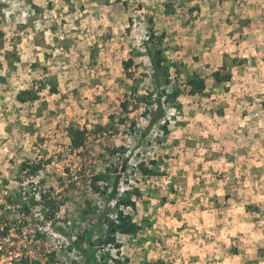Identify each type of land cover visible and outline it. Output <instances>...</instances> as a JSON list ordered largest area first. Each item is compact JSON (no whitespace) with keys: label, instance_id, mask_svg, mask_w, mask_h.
Listing matches in <instances>:
<instances>
[{"label":"rangeland","instance_id":"374dc122","mask_svg":"<svg viewBox=\"0 0 264 264\" xmlns=\"http://www.w3.org/2000/svg\"><path fill=\"white\" fill-rule=\"evenodd\" d=\"M0 4V232L9 227L0 264H84L70 241L103 210L142 229L118 234L119 250L99 249L101 263L114 264L101 258L109 254L123 264H233V241L264 262V0ZM151 29L166 34L177 64L168 89L183 94L179 109L166 105L169 134L157 124L129 157L154 109L139 101L153 91L143 45ZM130 57L135 83L123 64ZM218 70L231 81L217 83ZM193 73L205 78L203 93L189 94ZM22 91L37 99L20 103ZM111 117L118 133L100 131ZM70 127L90 132L78 150ZM39 161L43 170L29 175L26 163ZM106 172L122 173L118 197L134 207L106 205L107 184H91ZM42 191L59 204L54 219Z\"/></svg>","mask_w":264,"mask_h":264},{"label":"trees","instance_id":"16d2710c","mask_svg":"<svg viewBox=\"0 0 264 264\" xmlns=\"http://www.w3.org/2000/svg\"><path fill=\"white\" fill-rule=\"evenodd\" d=\"M166 34L162 33L161 35H158L153 29L150 30V36L146 41H144V49L146 56L148 57L150 64L152 66V74H151V80H152V86L153 91L147 93V95H142L139 97L140 102H145L146 106L148 108L154 107L153 110L147 109L146 116L149 117V121L147 126L143 129L141 132L139 141L137 145L130 151L129 157L134 153V150L138 148V146L141 144L142 140L149 136L153 128L163 122L162 129L164 134H169V120H168V114H167V107L166 105H171L177 109H179V105H177V99L183 94V89L176 87L173 90L169 91V87L172 84V75H171V69L175 67L177 64L170 61V59L165 54V51L163 49V42L165 40ZM157 41L154 45V47L150 46V43ZM124 68L128 72L127 74L130 76V78L135 83L136 78L134 75L129 73V70L135 65V59L133 57H130L126 61H124ZM224 67V66H223ZM177 68V67H176ZM213 78L217 83L222 82H229L232 79L231 75H223L222 70H218L215 73H213ZM187 86L189 89V94L196 95L199 93H203L206 90V80L205 78L200 74H190L187 78ZM53 93H57V89H52ZM132 94L134 96L135 102L136 99H138L137 96V89L136 87H132L131 89ZM29 96V97H26ZM37 94H34L33 91H22L18 95V101L20 103H27L30 101H35L37 99ZM112 123L110 125H107L106 127H102L100 131H108L109 129L111 132L118 133V126L113 117H111ZM125 119H120L118 122L119 125H123L125 122ZM136 123H132L131 127H135ZM133 127V128H134ZM71 147L74 150H78L82 148L87 141L89 140L90 132L83 128H74L70 127L67 129ZM118 149H115V152ZM114 154V153H112ZM128 161L125 160V162ZM44 164L39 161L38 163H31L28 162L25 165V168L28 170L27 173L29 175H35L41 170H43ZM141 171L144 174H152V172L149 171V169L145 168L144 164H140ZM122 173H116L111 175L109 172L106 173H100L98 175H95L91 181V184L93 188L99 189L97 187L98 182H104L106 185V188L104 189V194H107L106 199V205H108L110 202L115 201L116 206H135L131 200L128 199H120L118 197L119 194V185L122 180ZM109 181H111L109 185ZM110 189V190H109ZM109 190V192H108ZM108 192V193H107ZM21 198V197H20ZM12 197H10L8 200L11 202ZM41 201L44 202L45 206L49 209L47 211V217L51 220L54 219L58 213L59 210V204L56 203V201L51 197L50 193L41 192L40 198ZM18 201V200H17ZM26 209V207H24ZM105 223L107 229L105 235H99L97 233V229L100 228ZM2 231L0 232V237L5 238V236L8 235L9 227L8 225H5L2 227ZM142 228L135 224L133 220L126 215H124L122 212L119 213V219L114 220L109 218V213L107 210H103L101 215L98 218V221L96 224H94L91 229L85 230L75 241H70V244L75 248L81 256L84 258V264H106L108 261H105V263H101V259H99L98 252L101 248H106L107 246H111L115 248L116 250H119L121 248V244L118 241V234L122 235H134L137 234ZM98 234V235H97ZM85 246H84V245ZM103 260L110 259L114 264H123L120 262V260L117 259H111L109 254L103 255L101 257Z\"/></svg>","mask_w":264,"mask_h":264},{"label":"crops","instance_id":"0c3cea01","mask_svg":"<svg viewBox=\"0 0 264 264\" xmlns=\"http://www.w3.org/2000/svg\"><path fill=\"white\" fill-rule=\"evenodd\" d=\"M244 60H246V59H244ZM259 222H257V224H258ZM264 223V222H263ZM261 223H259V225H260ZM258 226V225H257ZM254 227H256V225H254ZM263 230H264V226H263ZM263 235H264V232H263ZM236 236H238V235H236ZM253 237V236H252ZM240 240L242 241V240H244V238H240ZM249 240V239H248ZM252 240H254V239H252ZM233 246H232V249H234L235 250V254H233V256L231 257V261H232V263L233 264H241L240 262L242 261V262H244V264L246 263V264H264V262L263 261H261L260 259H259V257H257V255H255V256H252L251 258H249V257H247L246 255H245V252L246 251H240L241 249H240V244L241 243H237V242H235V241H233ZM259 251H260V255L261 256H264V251L263 250H260V248H258V253L257 254H259ZM246 262H245V261ZM239 261V262H238Z\"/></svg>","mask_w":264,"mask_h":264},{"label":"water","instance_id":"95a60500","mask_svg":"<svg viewBox=\"0 0 264 264\" xmlns=\"http://www.w3.org/2000/svg\"><path fill=\"white\" fill-rule=\"evenodd\" d=\"M1 5V4H0Z\"/></svg>","mask_w":264,"mask_h":264}]
</instances>
